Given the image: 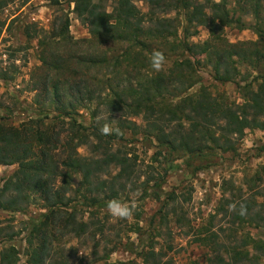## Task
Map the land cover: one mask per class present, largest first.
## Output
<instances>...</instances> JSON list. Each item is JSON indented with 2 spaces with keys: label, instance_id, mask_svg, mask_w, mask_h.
I'll list each match as a JSON object with an SVG mask.
<instances>
[{
  "label": "rangeland",
  "instance_id": "374dc122",
  "mask_svg": "<svg viewBox=\"0 0 264 264\" xmlns=\"http://www.w3.org/2000/svg\"><path fill=\"white\" fill-rule=\"evenodd\" d=\"M211 2L220 5L223 11L220 17H224L220 34L225 47L221 46L219 53L225 56L230 66L236 67L239 76L235 82L217 81L215 72L209 67L217 58L212 52L211 46H217L213 45L210 29L197 26L184 34L182 11L171 12L167 17L174 21L175 31L167 33L164 40L147 42L146 48L137 46L134 50L140 49L146 59L149 79L155 73L167 74L174 67L189 74L185 61L194 64L198 82L178 98L166 97L168 102H178L180 98L206 88L212 97L224 101L225 105H241L250 99L249 91L254 90L264 77V43L259 36L264 35V0ZM135 6L140 14L146 13L143 2L135 1ZM256 6L258 11L254 10ZM73 9L74 4L66 0H0V119L8 125L23 129L33 123V129H46L48 134L60 131L61 120L57 119L59 113L50 102L52 96L39 86L48 77L53 82H60L64 76V71L59 72L54 67L59 65L58 54L77 63L86 57L107 53L112 67L111 59L114 61L122 54L133 52L130 44L101 45L90 41L86 27L76 18ZM65 21H68L70 39L67 44L52 37ZM188 45L200 46L201 50L191 53ZM154 50L161 51L166 58L160 72L153 70L150 64ZM118 73L121 75L113 79L106 70L113 83L124 81L126 68L123 64L118 67ZM88 77L97 87L103 84V72L99 68L91 69ZM36 84L39 90L35 89ZM66 95L67 98L62 96L64 104L71 99ZM97 109L95 104L77 107L71 118L85 127L94 123L95 128L100 129L104 112L94 122L91 118ZM46 114L48 119L45 120L43 116ZM62 131L61 142L68 133ZM123 134V140L109 141L106 159L111 166L107 172L115 174L112 160L118 155L127 154L135 159L139 175L136 184L115 183L119 190L115 199L134 209L131 219L115 220L107 208L85 206L79 176H73L66 186L57 177L50 187L55 191L65 186L58 193L65 195L67 211L71 208L80 210L77 219L81 225L88 222L89 217L96 219L99 223L97 229L103 236L93 238L86 233L77 238L65 234L61 226L54 228L50 225L38 229L46 235L36 232L30 235L31 220L37 221L48 211L44 197L32 193L29 206L21 212H8L0 207V251L12 245L18 252L19 263L28 264L29 248H39L46 237L51 249V257L46 263L142 264L143 253L154 250L162 254L161 264H203L210 251L208 246L214 245L215 241L225 246L223 251H230V254L225 253L226 259L233 251L247 250L251 256L257 254L255 250L264 245V229L232 214L238 210L245 212L250 203L264 206V170H261L264 168V131H246L241 139H227L222 148L207 143L196 157L188 156L179 146L170 153L141 133L134 134L125 129ZM89 141L93 143L95 139ZM34 151L39 155L36 149ZM56 152L59 154L55 159L61 164L64 154L61 150ZM77 153L95 155L88 145L78 148ZM61 169L62 165L59 171ZM16 170V164L0 166V187ZM257 264H264V259H259Z\"/></svg>",
  "mask_w": 264,
  "mask_h": 264
},
{
  "label": "trees",
  "instance_id": "16d2710c",
  "mask_svg": "<svg viewBox=\"0 0 264 264\" xmlns=\"http://www.w3.org/2000/svg\"><path fill=\"white\" fill-rule=\"evenodd\" d=\"M66 1L74 4L73 12L86 27L90 41L101 45L130 44V50L133 49V52L122 54L114 61L111 59L112 67L109 65L107 53L95 57L89 56L77 63L66 55L64 57L58 54L59 65L54 67L59 72L64 71V76L60 82H53L48 77L39 86L48 96H52L50 102L54 103V110L59 113L56 117L61 120L59 132L48 134L46 129L45 131L33 129V123L18 129L0 119V166L17 165L14 174L0 187V207L8 212H21L29 206L30 194L39 193L44 197L48 211L37 221L31 220L30 235L35 232L46 235L38 229L42 225L48 227L50 225L54 228L61 226L65 234L77 238L86 233L95 238L103 236L97 229L98 221L89 217V221L81 225L77 219L81 211L73 208L67 211L65 195L63 192L61 195L58 192L77 175L84 190L82 196L86 200L85 206L102 209L107 208L108 202L114 200L118 194L116 182L135 185L139 178L136 161L127 154L118 155L112 160L116 172L114 175L108 174L107 168L111 166V162H107L106 159L110 150L109 141L123 140V130L126 129L134 134L141 133L148 139H154L158 147L169 150L170 153L175 152L179 146L188 156L196 157L201 154L207 143H211L215 148H222L227 139H241L246 131H264V77L254 90L249 91L250 99H246L241 105H225L224 101L212 97L206 88H201L194 95L180 98L178 102H168L166 97L178 98L198 82L195 78L194 64L185 61L190 69L185 68L190 71L189 74L181 68L174 67V70L167 74L155 73L154 77L149 79L146 59L140 49L134 50L137 46L146 48L147 42L164 40L167 33H173L176 29L175 23L167 15L174 11H182L185 19L184 34L197 26L210 29L212 41L215 43L213 45L217 46H211L212 52L217 58L214 63L209 64V67L215 72L216 80L235 82L239 72L236 67L228 64L223 54L219 53L221 46L225 47L220 34L224 18L220 17L223 12L220 5L210 3V0ZM135 1L145 4L147 9L145 14H140ZM257 6L254 7L255 11H258ZM1 31L0 27V35ZM67 32L68 21H65L57 33L53 32L52 37L67 44L70 42ZM259 36L260 41L264 43V35L259 34ZM188 47L191 53L201 50L200 46L188 45ZM247 50L246 47L245 52ZM231 55L244 56L235 53ZM185 62L180 66L182 67ZM121 64L126 68L124 81L113 83L106 75V70L114 79L119 74L118 67ZM241 64L242 62H239V65ZM93 68H99L103 72L101 80L103 84L99 87L95 86L92 78L88 77L89 71ZM245 81L246 79L243 82ZM35 89L39 90L37 84ZM66 94L71 99L65 105L62 96L66 97ZM90 104L98 107L91 115L93 122L97 116L102 117L101 113L104 112L102 126L106 123L110 124L114 129L119 128L122 134L103 135L101 128L96 129L94 123L91 127H85L71 118L74 109L86 108ZM43 118L48 119V114ZM62 130L68 133L61 142L60 133L64 132ZM90 130L92 132L88 133ZM91 138L95 139L93 143L89 141ZM87 145L95 155L81 156L77 153L78 148ZM35 149L39 155L34 151ZM60 150L64 154L61 164L55 159L59 154L56 151ZM99 153H101L100 157ZM60 165L63 168L61 171H59ZM57 177L61 178L65 186L53 191L50 186ZM155 195L156 200H159L157 194ZM232 215L264 229L263 205L250 203L245 212L238 210ZM44 238L39 248H29L27 263L62 264L58 261L46 263L51 257V249L48 248L46 237ZM205 243L208 245L207 241ZM208 248L210 251L203 264H257L259 259H264V245L255 250L257 253L255 256H251L247 250L233 251L228 259L225 253L230 254V251H223L224 245L215 241L214 245ZM161 259V253L148 250L143 253L141 263L161 264ZM0 264H20L14 246L2 248Z\"/></svg>",
  "mask_w": 264,
  "mask_h": 264
},
{
  "label": "clouds",
  "instance_id": "9594fccd",
  "mask_svg": "<svg viewBox=\"0 0 264 264\" xmlns=\"http://www.w3.org/2000/svg\"><path fill=\"white\" fill-rule=\"evenodd\" d=\"M166 63V58L161 51L154 50L151 55L150 64L153 70L160 72ZM101 134L111 135L115 133L116 135H121V130L119 128H113L110 124H104L100 129ZM107 211L109 215L115 220H128L133 217L134 209L126 203L119 200H111L107 204Z\"/></svg>",
  "mask_w": 264,
  "mask_h": 264
}]
</instances>
